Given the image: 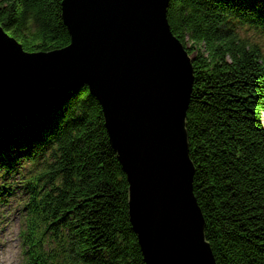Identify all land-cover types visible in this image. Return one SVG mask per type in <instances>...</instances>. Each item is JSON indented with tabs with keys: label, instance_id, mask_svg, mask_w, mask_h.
Returning a JSON list of instances; mask_svg holds the SVG:
<instances>
[{
	"label": "trees",
	"instance_id": "trees-1",
	"mask_svg": "<svg viewBox=\"0 0 264 264\" xmlns=\"http://www.w3.org/2000/svg\"><path fill=\"white\" fill-rule=\"evenodd\" d=\"M62 0H0V26L27 51L71 42ZM193 58L187 112L194 191L217 264H264V0H170ZM27 264H146L129 219V183L85 85L0 112L3 179L23 161ZM19 167V166H18ZM9 188L0 185V201Z\"/></svg>",
	"mask_w": 264,
	"mask_h": 264
},
{
	"label": "water",
	"instance_id": "water-1",
	"mask_svg": "<svg viewBox=\"0 0 264 264\" xmlns=\"http://www.w3.org/2000/svg\"><path fill=\"white\" fill-rule=\"evenodd\" d=\"M170 0H62L71 42L30 52L0 26V112L87 85L129 183V219L146 264H217L194 191L187 112L193 58Z\"/></svg>",
	"mask_w": 264,
	"mask_h": 264
},
{
	"label": "clouds",
	"instance_id": "clouds-1",
	"mask_svg": "<svg viewBox=\"0 0 264 264\" xmlns=\"http://www.w3.org/2000/svg\"><path fill=\"white\" fill-rule=\"evenodd\" d=\"M8 181L3 179L0 172V185H5ZM26 199L12 198L8 204L0 202V264H23L21 260V247L19 241L22 233L19 228L23 223V217L19 220H10L16 208L22 207ZM7 229V231H5Z\"/></svg>",
	"mask_w": 264,
	"mask_h": 264
},
{
	"label": "rangeland",
	"instance_id": "rangeland-1",
	"mask_svg": "<svg viewBox=\"0 0 264 264\" xmlns=\"http://www.w3.org/2000/svg\"><path fill=\"white\" fill-rule=\"evenodd\" d=\"M250 38L253 41L261 44L264 47V40L261 39L260 37H258V35L254 34V33H251L250 34ZM17 180L20 181V178L18 177ZM15 192H16L15 197H12V198H17L18 194H19V198H21V192H19L17 190H15ZM12 198L9 199V202H10V200H12ZM8 203H6V204H8ZM20 218H21V216H20V208H16L14 210V214L9 217L10 220H19ZM20 227H21V225H20ZM19 230H20V228H19ZM5 231H7V229H5ZM19 244H20V247H21V241H19ZM20 258H21V256H20ZM21 260H22V258H21Z\"/></svg>",
	"mask_w": 264,
	"mask_h": 264
}]
</instances>
